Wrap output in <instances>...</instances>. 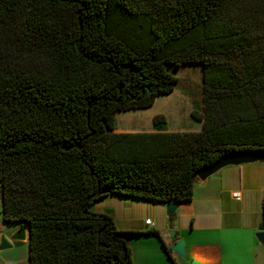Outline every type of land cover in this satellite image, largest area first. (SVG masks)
<instances>
[{"label":"trees","instance_id":"1","mask_svg":"<svg viewBox=\"0 0 264 264\" xmlns=\"http://www.w3.org/2000/svg\"><path fill=\"white\" fill-rule=\"evenodd\" d=\"M182 63L201 65L200 129L155 113L153 131L113 132ZM258 150L264 0H0V217L27 229V264H130L129 233L92 202L188 201L196 170Z\"/></svg>","mask_w":264,"mask_h":264},{"label":"crops","instance_id":"2","mask_svg":"<svg viewBox=\"0 0 264 264\" xmlns=\"http://www.w3.org/2000/svg\"><path fill=\"white\" fill-rule=\"evenodd\" d=\"M152 103L137 108L139 113ZM155 113L156 109L145 111L148 123L135 122L139 129L128 132L153 131ZM232 192L238 196L232 197ZM263 198L264 162L255 161L227 165L203 180L196 179L190 199L177 202L169 216L164 212L166 203L117 195H106L92 202L89 209L110 215L117 230L129 233L130 264H171L161 242L168 248L178 239L183 242L185 257L169 251L175 264H264V243L254 237L256 231L264 230ZM146 219L151 226L143 223ZM168 231L174 232L173 237Z\"/></svg>","mask_w":264,"mask_h":264},{"label":"rangeland","instance_id":"3","mask_svg":"<svg viewBox=\"0 0 264 264\" xmlns=\"http://www.w3.org/2000/svg\"><path fill=\"white\" fill-rule=\"evenodd\" d=\"M165 68L177 78L171 93L157 94L152 107L144 109L142 113H139L140 109L115 111L113 132H128L139 129L138 127L135 128V122L147 120L148 123L149 119L148 117L145 119V111L152 109H156L165 118V128L167 129L197 131L198 121L190 118L189 111H201V65L199 63H182L179 66L165 64ZM163 109H168L171 112L163 111ZM99 206V204L95 205L96 208ZM20 226L14 223H4L0 217V237H3L8 244L7 247L0 249V264H27L26 240L11 239L13 232Z\"/></svg>","mask_w":264,"mask_h":264},{"label":"water","instance_id":"4","mask_svg":"<svg viewBox=\"0 0 264 264\" xmlns=\"http://www.w3.org/2000/svg\"><path fill=\"white\" fill-rule=\"evenodd\" d=\"M255 161L264 162V150L258 151H232L219 156L214 162L209 165L203 166L195 171L194 176L198 180H203L210 174L214 173L221 167L227 165H238L242 163H251ZM176 203L168 202L164 205L165 215L169 216L172 214ZM169 237H173L174 232L168 231ZM27 229L22 225L17 228L11 235L13 240H27ZM254 237L260 243H264V230H258L254 233ZM8 244L3 237H0V249L7 247ZM168 250L175 253L176 255L184 258V248L182 240L178 239L169 245Z\"/></svg>","mask_w":264,"mask_h":264},{"label":"built area","instance_id":"5","mask_svg":"<svg viewBox=\"0 0 264 264\" xmlns=\"http://www.w3.org/2000/svg\"><path fill=\"white\" fill-rule=\"evenodd\" d=\"M231 195H232V197L236 198L238 196V193L232 192ZM144 224L150 225V226L152 225V223L148 219L144 220Z\"/></svg>","mask_w":264,"mask_h":264}]
</instances>
